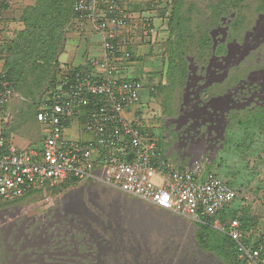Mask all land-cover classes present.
<instances>
[{
	"label": "built area",
	"instance_id": "2783aa9c",
	"mask_svg": "<svg viewBox=\"0 0 264 264\" xmlns=\"http://www.w3.org/2000/svg\"><path fill=\"white\" fill-rule=\"evenodd\" d=\"M121 1L74 0L73 24L90 25L100 36L101 53L88 59L90 67L77 72L65 91L61 87L67 80L36 105V120L44 127L38 148L5 143L4 128L10 118L7 106L18 95L0 69V202L32 189L45 191L66 181L91 180L192 223L209 225L231 239L240 264H264V244L247 242L239 219L217 217L236 197V190L205 167L209 158L201 156L181 166L159 147L149 124L151 110L142 119L127 117L140 103L141 91L148 88L142 79L126 73L132 56H137L129 50L134 34L130 28L140 27L139 39L154 29L146 16L141 25L133 23ZM80 112L83 131L92 138L68 139L66 124Z\"/></svg>",
	"mask_w": 264,
	"mask_h": 264
},
{
	"label": "rangeland",
	"instance_id": "374dc122",
	"mask_svg": "<svg viewBox=\"0 0 264 264\" xmlns=\"http://www.w3.org/2000/svg\"><path fill=\"white\" fill-rule=\"evenodd\" d=\"M8 1L13 2H9L8 6H10L6 9L4 16L7 18L8 23L10 25L14 23V26L10 28L9 24L5 26L4 21H0V26H3V30L0 31L5 38L11 37V32L13 33L15 30H18L19 27H22L18 23V17L21 13L20 6L24 1L27 2L30 0ZM165 1H163V5H167L166 15L168 20V16L171 15L172 0ZM205 1L206 0H180L182 3V6H180L181 15L186 18L183 27L187 29L182 31L177 28V34H170L169 29L165 27V33L163 32L162 35H157V38L160 39V42H158L159 44L156 42V44H150L151 42L147 41L144 42L142 48L139 45L133 47L135 52H139L141 49V51L143 50L147 53L152 49L153 59H150L149 55L145 54L147 56H143L139 64H141L143 70H151L149 75L155 79V83H159L160 81L161 85H164L165 82H168V78L165 76L162 77L161 75H163L167 69L168 52L165 46L168 47L167 42L169 39H171V44L175 45L174 48L178 54H180V50L178 51V49L182 47L179 44V39L189 41V44H194V46L200 50V52H197L191 45L186 49L188 58H185V76L187 79V64L190 62V56H194L195 59L199 58L200 61H202V57L208 60L212 56H217L221 53L220 47H223L225 44H233L234 38L225 39V41L218 44L219 46L215 45V42L210 38V46H204L203 48L200 46V42H195V40L200 37V27H203L202 29L206 28L207 31H209L211 28L220 24L228 29L230 22L234 21L237 14L239 12H244L248 15V19H245V22L247 20L248 22L244 24V26L240 24L235 29L243 30L251 27L253 25V20L259 17L257 13L253 14V10H240L241 8L237 7L230 10L229 14L222 15L219 18V24L217 23L211 26L210 20L212 15L207 10L204 4ZM214 1L217 2L218 0ZM242 1L244 4L239 2L240 5L248 8L247 6L251 5L252 2L255 3L256 0ZM223 6L224 5H221L220 9ZM188 7L191 9L190 12L187 10ZM263 16L264 15L261 14V18L257 25V31L262 33L259 39L260 43H263L261 48L262 57L264 58ZM11 18H14V22L10 20ZM164 20L165 21H162V23L160 20L159 22L155 20V23H158V25L166 24V19ZM223 26L222 29L225 28ZM229 28H231V31L232 27L230 26ZM222 29H220L221 31L219 32H223ZM73 33L74 32L71 31L69 27L66 33V35H68L66 44L67 52L60 56L62 63L70 59L72 49H77V52L81 51L83 46L91 38V35H81L80 33V38L73 39L70 35ZM229 35L231 34L229 33ZM204 36L206 37V35ZM137 40L139 41V39ZM251 57L252 55H248L238 65L231 68L228 73V79L219 83H213L211 87L209 86L210 91L212 92L213 90L217 92L219 89L222 90L224 86L231 84L232 76L249 70L251 65L247 64V62H250ZM257 58H255V60H257ZM146 73L148 72L146 71L143 76L147 75ZM128 76H135L132 74L131 69L128 71ZM152 87V89H147L150 95L155 98L152 103L153 107L149 105V110H151L149 124L152 132L156 136L158 145L163 150H169L174 144L179 143V145H182L181 150H185V144L180 141L181 139L178 136H175V132H171V123L164 121V112H162L163 107L162 104L159 105V101H161L163 95L166 94V89H161V91H157V93L153 95L152 92L155 90V86ZM182 87L183 85L176 88V97H180ZM49 91L50 89H48L47 86H43L40 91L42 93L36 92L34 95L42 94V96H44L47 95ZM172 95L173 93L171 92V99L173 98ZM146 96L144 90L141 91V99L147 101L148 98ZM28 103L30 102L28 101ZM28 103L13 100L8 103L7 110L10 112V122L4 128V133L8 142L22 149L29 146L38 148L42 145V137L44 135V127L35 120L33 117L34 112L32 110V105ZM168 105L170 108L171 101H169ZM263 109V107H257L252 110L253 112L241 110L238 114L231 113V119L220 136L219 142L222 144L221 150L219 149L209 154L210 159H213L214 163L208 164L205 162L206 168L219 173L236 190V197L232 203V207L237 208L240 215H242L243 228H241V230L243 236L246 238L249 237L250 234L251 237H261L260 233H264V117L259 118L258 116L262 115ZM71 129L73 130L74 127H71ZM65 133L69 138L73 137L69 127L65 130ZM215 135L218 136V133L215 134L212 132V137L216 139ZM221 144L218 146L219 148ZM84 182L90 183L92 181L85 180ZM47 188L38 195L32 196V194H30L26 199L18 202H16V199L0 202V264H79V260H83L82 257L76 254L74 248L77 236H75V238L73 237L74 232L72 227L76 228V226L72 223L65 225V230L69 232V237L72 238L70 244L65 245L62 243L60 248H50L48 245L50 243V232L57 231L59 223L65 220L66 217L69 218L66 214V217H60L59 211L69 209V215V213H71V207H66V205H63L61 202L64 192L54 193L47 190ZM83 190V192H86V189ZM105 194H109L108 199L110 200L115 194V191L111 190V193H103L102 195ZM55 197H57V199H55ZM102 198L103 201L100 200L99 205L103 209H100L98 212L109 214L111 209L108 202L104 197ZM119 204L123 205L124 203L121 202ZM123 206H118V210L121 211ZM52 208H54L57 214L56 216H50L52 219L50 220L47 211ZM91 209L93 210L94 208ZM140 211L148 212L149 205L143 202ZM38 213L41 214L38 216ZM118 214V217L115 215L116 220H119L120 217L124 215L122 212ZM32 216H37L36 222L38 223V228L34 230V233L27 229L29 226L28 222ZM138 216L139 211L136 212L134 218ZM145 216L147 215L144 214V217ZM153 217H159L161 220H164L168 226L157 227V225L150 224L149 221H147L148 223L145 225H134L133 223L129 225V223H125L124 221L126 229H123L121 233L124 240H121V243L117 242L118 246L116 245L119 250H122L117 251L120 256L112 250L107 251L108 248H106L104 251H107V255L104 254L103 258L101 257L104 264H117V262L118 264H239L237 259H235L236 257L231 259L233 250L232 253L228 255L225 247L223 250L222 247L221 249L216 248V245H223V232L210 226L208 227L211 229L203 230L202 227L191 221L185 224H174L171 220H167L166 216L161 214ZM68 221L70 222V219H68ZM201 232L204 233L201 234ZM203 235L205 238L201 241ZM95 239L96 238L86 234L83 241L88 245L92 244ZM113 250L115 249L113 248ZM34 251H36V253L30 255V252ZM124 258L127 259L125 260L126 262H123ZM75 261H77V263H75Z\"/></svg>",
	"mask_w": 264,
	"mask_h": 264
},
{
	"label": "flooded vegetation",
	"instance_id": "af4514ba",
	"mask_svg": "<svg viewBox=\"0 0 264 264\" xmlns=\"http://www.w3.org/2000/svg\"><path fill=\"white\" fill-rule=\"evenodd\" d=\"M261 14L264 15V12L257 13L259 17L253 20L251 27L243 30L237 29L231 35L223 25L219 24L211 28L210 37L217 46L227 38H234L233 44H225L220 47L221 53L219 55H214L208 60L203 57L202 61L190 56V62L187 64L188 77L187 79L185 77L180 97H177L174 101L173 107L175 109L172 107L175 114L172 119L171 132H175V136H178L184 144L189 145L190 151L196 155L221 150L220 136L231 119V113L238 114L241 110L253 112L252 110L257 107L264 108V58L262 57L261 48L263 43L261 44L259 39L262 33L257 31ZM262 19H264V16ZM222 26L225 28L222 29ZM220 29L223 32H219ZM248 55H252L251 60L249 59L250 62L246 61L247 64L251 65L249 70L232 76L231 84H227L222 90L210 91L209 86L211 87L213 83L228 79L230 69L238 65ZM186 58H188V55ZM169 122L171 123V116ZM212 132L218 133V136L215 135L216 139L212 137ZM83 189H86L87 193L83 192ZM111 190L115 191L112 199H108L109 194L102 195L103 193H111ZM102 197L106 199L111 209L109 214L98 212L103 209L99 205L100 200L103 201ZM61 202L66 207H71V213L68 215L69 209L59 211L60 217H66V214L69 218L66 217L65 220L59 223L57 231L50 232V243L47 244L50 248H60L62 243L65 245L70 244L72 238L69 237V232L65 230V225L74 224L76 228L72 227L73 237L77 236L74 248L76 254L83 259L79 260V264H104L102 258L104 254L107 255V251L112 250L116 253L122 251L116 245L124 240L121 233L123 229H126L125 223L145 225L149 221L150 224L157 225V227L168 226L164 220L153 217L160 214L166 216L167 220H171L174 224H185L189 221L168 211L157 209L145 202L144 204L149 205V211L142 212L140 211L142 201L123 194L119 190L94 182L70 184L64 191ZM121 202L124 203V206L119 204ZM118 206H123V209L118 210ZM137 211H139V216L134 218ZM47 212L49 217L57 214L54 208L48 209ZM119 212L124 215L116 220L115 215L118 217ZM40 214L38 213V216ZM144 214L147 216L144 217ZM36 217L32 216L28 222L27 229L33 233L38 228ZM68 219H70V222ZM50 220H52L51 217ZM86 234L96 238L92 244L86 245L84 243L83 240ZM106 248L108 249L105 252ZM35 253L36 251L30 252V255ZM117 255L120 256L119 253ZM125 260L127 259L124 258L123 262H126Z\"/></svg>",
	"mask_w": 264,
	"mask_h": 264
},
{
	"label": "trees",
	"instance_id": "16d2710c",
	"mask_svg": "<svg viewBox=\"0 0 264 264\" xmlns=\"http://www.w3.org/2000/svg\"><path fill=\"white\" fill-rule=\"evenodd\" d=\"M163 1L165 0H158V2L155 3V7H152L154 11L156 10L155 12L157 15L146 16L151 24L155 17L167 19V17H165L167 5L164 6ZM239 2L244 4L242 0H218L217 2L214 0H206L204 4L212 15L210 25L214 26L217 23L219 24V18L222 15L229 14L230 10H233L237 7L241 8L240 10H253V14L264 11V0H256L255 3H250L252 6L248 5V8H245V6L242 7ZM73 3L74 0H32V2L28 4H22L20 6L21 13L18 17V23L22 27H19L18 30H15V32L11 33V37L5 38V36L3 37L2 35V38H0V60H3L2 70L5 74L6 80L9 82V85L13 91L18 95V99L16 101H24L26 103H28V101L30 102L28 104L32 105V110L34 112L33 117L35 120V109L38 103L45 100L47 96L56 93L58 86L61 85L63 81L67 80V85L65 84L61 87V90L65 91L67 86L74 81L75 74L77 72H85L87 70L86 66L84 65L71 66L70 64L62 63L60 61V56L63 54L65 45L67 44L66 33L69 30V27L73 25V19L75 18ZM120 3L122 6L123 0ZM8 4V0H0V21H4L5 26L7 25L8 21L4 14L6 13V9H8L10 6H8ZM171 4V15L168 16L166 29H169L170 34H177V28L182 31L187 29L183 27V23L185 22L186 18L182 17L181 15L180 6H182V3L180 0H172ZM156 5L159 6L157 7ZM221 5L224 6L220 9ZM187 10L190 12L191 9L188 7ZM144 17L145 16H141L140 19L144 20ZM245 19H248V15L244 12H239L234 21L230 22L229 24L232 27L231 31V28H229L230 26L228 27L229 33L232 34L236 27L240 24H243L242 26H244V24L248 22V20L245 22ZM10 20L14 21V18H11ZM202 28L203 27H200V37H198L195 42H200V46L204 48V46H210L211 37L209 34L210 30L207 31L206 28ZM0 30H3V26ZM204 35H206V37ZM179 44L182 46L178 49V51L180 50V54L176 53V49L174 48L175 45L171 44V39H169L167 42L168 47L165 46L168 52V61L166 64L167 69L161 76L167 77L168 82H165L164 85H161L159 81V83L154 85L155 90L152 92V94L155 95L157 91L166 89V94L163 95L162 100L160 101L163 109L166 112H169V101H171V106H174L173 103L177 98L176 88L184 84L186 77V49L189 47V45H191L197 52H200V50H198L194 44H189V41H186L185 39H179ZM131 47L129 46L130 51ZM132 58L134 59L135 57L132 56ZM87 67H90L89 63ZM43 86H47V88L50 89L48 94L44 96H42V94L34 95L36 92L42 93L40 91ZM171 92L173 93L172 99ZM258 116L259 118L264 117V109L262 111V115ZM4 138L5 143L7 145L10 144L8 139H6L5 133ZM212 163H214V161H212L211 164ZM71 182L73 181H66L54 188H47V190L54 193L64 192ZM42 191V188L35 190L32 189L26 192L23 196L12 199H16V202H18L26 199L30 194L34 196L42 193ZM234 200L235 198L233 201ZM233 201L222 208L218 212L217 217L223 221L237 218L240 221L241 228H243L242 215H240L237 208L232 207ZM197 225L202 227L203 230L211 229V226L208 227L209 225L200 223ZM203 233L204 232H201V234ZM222 234L223 245H216V248L221 249L222 247L223 250L225 247L228 255L231 254L233 250V255L231 257V259H233L236 257L234 243L225 233ZM204 238L205 237L203 235V237H201V241H203Z\"/></svg>",
	"mask_w": 264,
	"mask_h": 264
},
{
	"label": "crops",
	"instance_id": "0c3cea01",
	"mask_svg": "<svg viewBox=\"0 0 264 264\" xmlns=\"http://www.w3.org/2000/svg\"><path fill=\"white\" fill-rule=\"evenodd\" d=\"M19 1H22V0H19ZM9 2L12 3L13 1H9ZM30 2H32V0L27 1V2L24 1L22 4L23 5L24 4H28ZM156 2H158V0H125V1H123L122 6H123V9H124V12L129 14V16L131 17L132 22L134 23V21H136L137 23L140 24V22L142 20V19H140L141 16H147V15L155 16V15H157V13L155 12L156 10L154 11V9L152 8V7H155V3ZM13 6H15V5H13ZM156 6L158 7L159 5H156ZM149 9H151V10H149ZM165 17H167V15ZM164 19H166V18H164ZM164 19L163 18H159V17H155L153 19L152 26H153V29H154V33L149 38V41L151 42L150 44H156V43L160 42V39L157 38V35H162L163 32L165 33V27H166L165 25L166 24L158 25V23L157 24L155 23V20H158V22L160 20V22L162 23V21H165ZM165 23H167V19H166ZM7 24H9V23H7ZM13 26H14V23H12V25L9 24L10 28H12ZM70 30L74 32L73 34H70L71 38H73V39L74 38H77V39L80 38L79 37L80 33H81V35H84V34L91 35V38L83 46V49L81 51L77 52L76 51L77 49H72L71 55H70V59H68V61L65 62V63L70 64L71 66L84 65V66H86V69H88L87 60L90 57H96V56L100 55V53H101V39H100V36L91 30L89 24H85L83 26V28H82V26L78 27L76 24H73L70 27ZM143 44L144 43L139 44V42L137 40H134L133 44H132V47H134L136 45H139L142 48L144 46ZM157 47H159V46H157ZM142 51L140 49L139 52H137V54L139 55L138 59L134 60L133 62H131L129 64V68H127L126 73L128 75V71H129V69H131L132 70V74L135 75V76H132V77L137 78V79H142L144 82H146L148 88H150L149 85L152 84L154 86L156 84L155 83V79L149 75L151 70H143L141 68V64H139V63H140L141 58L143 56L149 55V58L153 59V56H152L153 55L152 54L153 51H152V49L149 50L147 53H145L144 51L142 52ZM65 52H67L66 45H65V50H64L63 53H65ZM145 54H147V55H145ZM60 61H61V59H60ZM2 67H3V60H0V69H2ZM146 71L148 72V73H146L147 75L143 76ZM148 88L144 89V94H146L147 95L146 97L148 98L147 101L141 99L140 103L137 104L136 106H134L133 110L130 113H126V115H127V117L129 119L133 120L136 117H139V119L140 118L141 119L145 118L147 112L150 111L149 110V105H151V107H153L152 103L154 102L155 98H153L150 95L149 91L147 90ZM145 103H147V104H145ZM160 104H161V102L159 101V105ZM173 108L171 106L169 108V112H166L164 109L162 111V112H164V118H165L164 121L169 122L170 121V116H171V127H172V123H173V120H172L173 119V115L175 114V110H174L175 108L174 109ZM83 124H84L83 112H80V114L78 116H75L74 118H72L68 122L67 126L65 127V130H67L68 127L70 128V131H72L73 137L69 138L67 136V134L65 133V131H64V134H66L65 137L68 138V139L83 140V141L91 139L92 136L89 133L83 131ZM71 127H74V129L72 130ZM10 144L13 145V143H10ZM181 147H182V145H179V143L178 144L176 143L169 150L164 149L163 151L165 152V155H167L173 162L183 166V165H185V163L187 161H189V158L188 157L184 158V155L188 154V150H185V151L183 150L184 154H182L183 152H181ZM182 157L184 158V160H182L183 159ZM260 234H261V237L260 236H252L251 237V234H250L249 235V239H248L249 243L251 241H259L258 243H260V244L264 243V233L262 232Z\"/></svg>",
	"mask_w": 264,
	"mask_h": 264
},
{
	"label": "clouds",
	"instance_id": "9594fccd",
	"mask_svg": "<svg viewBox=\"0 0 264 264\" xmlns=\"http://www.w3.org/2000/svg\"><path fill=\"white\" fill-rule=\"evenodd\" d=\"M130 30H131V32L132 33H134V34H132V35H130V37H133V40L132 41H134V40H137V39H139L138 37L140 36L139 35V30L140 29H134V28H130ZM136 31V32H135ZM154 33V32H153ZM153 34H151V35H149L147 38H140L139 39V44H142V43H144V42H147V41H149V38L152 36ZM132 44H133V42L131 43V45H130V47L132 46ZM131 52H133V54H137V52H135L134 50H133V48L131 47ZM135 58L133 59L132 58V60H131V62H133L134 60H136V59H138V57H139V55L137 54V56H134ZM134 78V77H133ZM160 147V146H159ZM185 150H188V154H186V155H184V158L185 157H188L189 159H191V160H195V159H197V158H200L201 156H207L208 158H209V162H208V164H211V162L213 161V159H210V157H209V154H210V152H204V153H201L200 155H196L194 152H191L190 150V147H189V145H187V144H185ZM161 148V147H160ZM162 149V148H161ZM163 150V149H162ZM184 150V151H185ZM184 151L183 150H181V152H183L182 154H184ZM192 153H193V155L194 156H192ZM183 158V157H182ZM188 162V161H187ZM214 172H216V171H214ZM217 173V172H216ZM217 174H219V173H217ZM220 175V174H219ZM221 176V175H220ZM227 181V180H226ZM228 182V181H227ZM230 184V183H229ZM231 185V184H230ZM232 186V185H231ZM233 187V186H232ZM240 227H241V225H240ZM243 238H245V240L247 241V242H249L248 241V239H249V237H245V236H243ZM251 243V242H250ZM264 244V243H263Z\"/></svg>",
	"mask_w": 264,
	"mask_h": 264
},
{
	"label": "water",
	"instance_id": "95a60500",
	"mask_svg": "<svg viewBox=\"0 0 264 264\" xmlns=\"http://www.w3.org/2000/svg\"><path fill=\"white\" fill-rule=\"evenodd\" d=\"M192 156H194L193 153H192ZM182 160H184V158ZM189 160L191 161V159H189Z\"/></svg>",
	"mask_w": 264,
	"mask_h": 264
}]
</instances>
